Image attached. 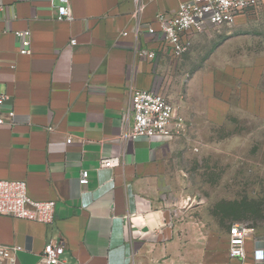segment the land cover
I'll list each match as a JSON object with an SVG mask.
<instances>
[{"label": "crops", "instance_id": "obj_1", "mask_svg": "<svg viewBox=\"0 0 264 264\" xmlns=\"http://www.w3.org/2000/svg\"><path fill=\"white\" fill-rule=\"evenodd\" d=\"M143 1L139 38L137 0H70L72 21L59 20L61 0L0 1V87L8 97L0 127V181L25 182L31 199L56 203L52 225L0 216V246L23 248L17 264H39L52 240L65 247L63 264H264V243L251 234L245 261L231 259L230 233L227 246L220 245L196 218L202 203L185 200L191 185L181 173L169 177L180 143L191 141L204 120L214 122L211 104L179 105L168 97L186 120L182 138H124L132 91L163 93L170 78L172 55L162 36L146 28L158 29L159 12L174 14L190 0ZM16 31L31 32L30 55L20 53ZM135 49L155 51L158 59H141ZM214 69L213 94L199 96L225 103L219 115L231 107L248 110L220 94L226 85L235 88V99L249 98L252 109H264V53L243 48L222 68L212 64L190 83L203 90L204 77ZM84 171L86 186L79 183Z\"/></svg>", "mask_w": 264, "mask_h": 264}, {"label": "rangeland", "instance_id": "obj_2", "mask_svg": "<svg viewBox=\"0 0 264 264\" xmlns=\"http://www.w3.org/2000/svg\"><path fill=\"white\" fill-rule=\"evenodd\" d=\"M240 22L231 29H212L192 38L182 58L168 57L166 74L170 78L161 92L179 105L213 107L214 122L204 120L191 134V141L180 143L168 173L171 180L181 173L182 181L191 185L185 190V200L193 198L197 205L202 203L196 218L205 229L213 231L224 247L236 224L246 225L251 235L264 243V109H252V101L247 97L244 101L235 99V88L226 85L219 87L220 94L232 99L231 106L239 104L248 110L237 113L231 107L222 117L218 108L226 107L225 103L202 101L199 96L201 92L213 94L212 77L218 75V70L214 69L208 79L204 77L203 90L190 82L212 64L222 68L230 55L235 58L243 48L255 54L264 53V9ZM200 79L203 78L197 81ZM260 99L264 101V95Z\"/></svg>", "mask_w": 264, "mask_h": 264}, {"label": "built area", "instance_id": "obj_3", "mask_svg": "<svg viewBox=\"0 0 264 264\" xmlns=\"http://www.w3.org/2000/svg\"><path fill=\"white\" fill-rule=\"evenodd\" d=\"M1 1V0H0ZM1 3V2H0ZM58 7L59 20L72 21L70 0H61ZM264 5V0H190L182 3L174 14L159 12L155 18V24L146 28L150 35L157 33L174 59L182 58V55L191 45V40L197 35H202L211 29H219L236 25L240 18L257 13ZM1 7V6H0ZM135 17L138 21L134 28L136 37L139 38L144 31L141 28L142 14L145 10L143 0H137ZM16 39L20 42V53L31 54V32L16 31ZM123 37L129 35L124 32ZM72 46L77 41L71 40ZM141 59L156 61L158 55L149 49H135ZM8 97L0 87V127L6 124L3 117V109ZM125 118L131 121L124 134L126 140L135 141L148 139L153 142H169L182 138L187 132V124L178 108L164 94L154 89H135L132 91L131 106L125 112ZM49 128V131H52ZM68 144L72 140L67 141ZM103 165L107 161H103ZM89 172H82L79 183L82 186L89 184ZM56 203L37 202L28 195L27 184L20 181H0V216L13 219L27 220L43 225H52L55 220ZM251 230L243 224H236L230 230L229 257L231 259L245 261L246 242ZM23 250L22 247L0 246V264H17L16 253ZM65 247L61 241L52 240L41 254L39 264H63L62 258Z\"/></svg>", "mask_w": 264, "mask_h": 264}]
</instances>
